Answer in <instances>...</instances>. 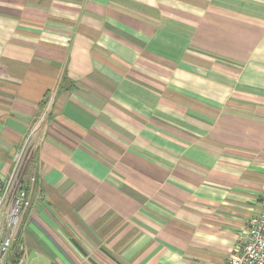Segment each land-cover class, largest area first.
I'll use <instances>...</instances> for the list:
<instances>
[{
	"label": "crops",
	"instance_id": "crops-1",
	"mask_svg": "<svg viewBox=\"0 0 264 264\" xmlns=\"http://www.w3.org/2000/svg\"><path fill=\"white\" fill-rule=\"evenodd\" d=\"M29 145L28 264H227L264 199V0H0L6 187Z\"/></svg>",
	"mask_w": 264,
	"mask_h": 264
},
{
	"label": "built area",
	"instance_id": "built-area-1",
	"mask_svg": "<svg viewBox=\"0 0 264 264\" xmlns=\"http://www.w3.org/2000/svg\"><path fill=\"white\" fill-rule=\"evenodd\" d=\"M35 181L34 175L26 177L20 169L7 187L0 181V264H12L10 255L23 217L32 205L30 188ZM25 254L18 264H28ZM227 264H264V199L259 214L247 221L244 239L236 246Z\"/></svg>",
	"mask_w": 264,
	"mask_h": 264
},
{
	"label": "rangeland",
	"instance_id": "rangeland-1",
	"mask_svg": "<svg viewBox=\"0 0 264 264\" xmlns=\"http://www.w3.org/2000/svg\"><path fill=\"white\" fill-rule=\"evenodd\" d=\"M31 144V143H30ZM34 144V143H33ZM29 146H30V148H29ZM28 146V148H26V153H24L23 154V156H22V159H21V161H20V163H22L21 164V166H20V168H21V170H23L24 172H25V169H26V167L30 164L28 161H30V159H31V156H30V154H31V152H32V150H33V148L31 147V145H29Z\"/></svg>",
	"mask_w": 264,
	"mask_h": 264
},
{
	"label": "trees",
	"instance_id": "trees-1",
	"mask_svg": "<svg viewBox=\"0 0 264 264\" xmlns=\"http://www.w3.org/2000/svg\"><path fill=\"white\" fill-rule=\"evenodd\" d=\"M18 245L19 244H15L13 248L14 251L12 250V253L10 255V261L12 262V264H18L22 258V254L20 249L18 248Z\"/></svg>",
	"mask_w": 264,
	"mask_h": 264
}]
</instances>
